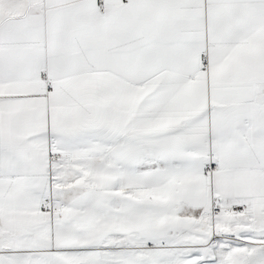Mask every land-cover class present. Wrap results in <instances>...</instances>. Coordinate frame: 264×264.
<instances>
[{"label":"snow or ice","instance_id":"6c2138e0","mask_svg":"<svg viewBox=\"0 0 264 264\" xmlns=\"http://www.w3.org/2000/svg\"><path fill=\"white\" fill-rule=\"evenodd\" d=\"M0 264H264V0H0Z\"/></svg>","mask_w":264,"mask_h":264}]
</instances>
